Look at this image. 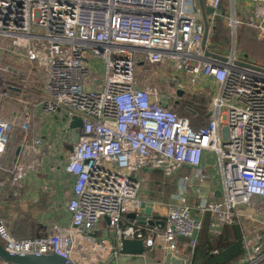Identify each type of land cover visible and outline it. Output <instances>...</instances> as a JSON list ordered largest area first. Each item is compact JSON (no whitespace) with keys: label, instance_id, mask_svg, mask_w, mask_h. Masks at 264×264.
I'll return each instance as SVG.
<instances>
[{"label":"built area","instance_id":"2783aa9c","mask_svg":"<svg viewBox=\"0 0 264 264\" xmlns=\"http://www.w3.org/2000/svg\"><path fill=\"white\" fill-rule=\"evenodd\" d=\"M222 1L204 0L214 14ZM250 3L241 21L232 0L230 24L235 30L246 23L264 39V0ZM198 5L199 0H0V207L19 194L14 189L20 187L19 163L27 150L42 144L40 137L30 136L34 110L41 108L67 128L76 117L82 119L80 138L64 167L75 178L67 205L70 224L17 239L0 216L7 250L55 253L67 264H91L95 256L118 252L95 236L107 217L118 238L143 239L148 248L161 245L177 252L181 239L197 245L209 213L213 236L227 225L242 226L239 264L264 263V68L239 62L235 49L231 55L211 50ZM89 56L104 64L100 78ZM13 63L30 67L20 70ZM32 67L41 75V89L32 88ZM200 75L211 77L217 91L209 122L195 128L171 104L179 92L194 95ZM183 77L187 83L172 84ZM8 102L25 109L4 116ZM206 151L217 156L220 199L200 197L196 215L185 175L167 203L165 220L152 213L154 224L124 222L130 207L139 210L144 201L139 197L142 170L169 176L189 165L198 168L202 183Z\"/></svg>","mask_w":264,"mask_h":264},{"label":"crops","instance_id":"0c3cea01","mask_svg":"<svg viewBox=\"0 0 264 264\" xmlns=\"http://www.w3.org/2000/svg\"><path fill=\"white\" fill-rule=\"evenodd\" d=\"M229 2L232 6L233 15L232 0H223L221 6L216 10V14L206 10V18L200 2L197 7L199 19L205 24L209 32L206 37V44L211 50L223 55H231L232 49L229 52L228 49L219 47L215 38L219 35L222 40H224L223 37L225 39L229 38L230 27H232L230 18L232 15H228L224 11H219L220 8L224 7ZM245 6L246 4L244 5L242 3V11H237L236 9L237 13L235 16L241 21H245L247 16ZM239 25L247 26L248 24L240 23ZM248 27L257 32L255 28L249 25ZM234 49L237 51L236 46H234L233 50ZM261 57L264 62V57ZM90 61L96 66L100 64L99 61L93 58H90ZM13 67L28 71L30 66L13 63ZM163 77H165V75H163ZM31 79L32 88L41 89V75L37 72L35 67L31 68ZM160 79L161 81H165L164 78ZM153 80L154 78H151L150 81ZM179 81L187 83L188 78H177L172 84L175 85V83ZM147 83L148 82H144L142 85H148ZM207 85L216 87L217 91V86L211 77L200 75L197 85L195 86V94L186 96L182 92H179L178 98L173 101L171 108L175 110L183 98L190 97L191 100V98L195 96L198 97L197 99H199V96L204 97V95H207L204 90ZM216 91L213 92V95ZM213 95L210 96L213 97ZM196 102L198 101H195V99L192 103L189 101L188 104L185 105L187 108L183 106L182 112L183 115L190 118L191 124L195 128L207 124L211 116L209 107L211 102L207 104H203L206 102L196 104ZM8 103L10 104L5 106L4 110L1 112L4 116L12 112L19 115L20 112L25 109L24 104L17 102ZM78 132L79 129L72 128L71 126L67 128L62 120L46 114L41 108L34 110L30 136L32 138L40 137L43 140L42 144L37 145V147H29L31 149L27 150L28 156L22 158V162L19 163L20 169H18L19 173L17 176L19 178L20 187L14 189V191L18 190L19 194L11 196L7 204L0 207V216L4 217L7 221L9 230L15 238L24 239L45 235L54 226H68L70 224L71 215L67 209V205L73 196V183L75 178L73 175L66 172L64 167L74 150ZM16 133L17 139L21 142L23 140L22 132L17 131ZM197 171H199L198 168L184 165L176 173L169 176L165 175L163 171L159 169L142 170L139 173V177L142 181L139 197L144 201L152 203L154 208L152 217L154 219L158 221L166 219L167 203L171 196L180 189L181 178L185 175L190 176L188 182V200L193 206V211L196 215H199V212L194 206L200 197L211 199H220L222 197L223 187L220 180L217 156L214 152L206 151L204 153L202 171L207 175L204 182L200 183L198 181L196 177ZM4 176H7V173H4ZM136 210V206H131L129 212L124 214V222L132 221L131 217H129V213ZM251 214L254 215V213ZM209 220L210 214L206 213L204 216V225L198 235V243L195 247H192L188 240L184 238L180 241L178 251L173 252L179 259H184L185 264H191L192 260L194 264H207V259L209 258L206 254L205 242L206 238L209 236L213 237L209 232ZM234 225L240 224L227 225L224 231L227 227L230 229V227ZM95 236L100 240L104 238L107 239L112 245L118 247V252L109 256L99 255L94 257L90 260L91 264H166L168 250L164 247L161 249V245H157L154 248L146 247L142 255L134 256L122 254L116 243L117 234L110 226L108 218L100 220ZM198 244L200 251L197 255L196 251ZM211 253L212 255H218L219 251L218 249H214ZM236 262V264H239V259ZM0 264L8 263L0 260ZM169 264H177V262L172 261Z\"/></svg>","mask_w":264,"mask_h":264},{"label":"water","instance_id":"95a60500","mask_svg":"<svg viewBox=\"0 0 264 264\" xmlns=\"http://www.w3.org/2000/svg\"><path fill=\"white\" fill-rule=\"evenodd\" d=\"M201 8L204 12V16L206 18V10L209 12H214L215 9L211 6L205 5L204 0H199ZM208 28H206V33L204 36V40L207 37ZM164 106H167L168 103L164 102ZM71 127L75 129H79L77 133V139L79 140L81 135V127H82V119L80 117H76L74 121L71 123ZM20 151V148L17 149V153ZM153 213V205L150 202L143 201L140 204L139 210L129 213V217L132 220H137L139 223L145 224H154L155 220L150 216ZM116 243L119 246L120 252L122 254L128 255H142L146 250V244L143 239L138 238H126L124 236L116 239ZM148 248V247H147ZM162 249L163 247L160 246ZM149 250V249H148ZM0 260L9 264H67V261L64 257L58 254H39V253H30V254H19L13 253L7 250L0 239ZM176 261L177 264H185L184 259L178 258L173 254V251L168 250L166 255V264ZM191 264H194V261H191Z\"/></svg>","mask_w":264,"mask_h":264},{"label":"rangeland","instance_id":"374dc122","mask_svg":"<svg viewBox=\"0 0 264 264\" xmlns=\"http://www.w3.org/2000/svg\"><path fill=\"white\" fill-rule=\"evenodd\" d=\"M249 2L250 0H236L237 11L239 10L242 11L241 9L242 3L244 5L246 4L245 6L246 10L251 9L252 3H249ZM219 11H224L226 14L232 15V6L230 2L226 4L224 7L220 8ZM223 39L224 40H222L220 35L215 38L218 46L228 49L229 52L231 51V49L233 51L234 46H236V49H237L236 52L238 55L239 62L246 63V61H248L249 64L251 65L264 68V62L261 57V56L264 57V39H260L258 37L257 32L254 29H251L250 27H248V25L247 26L238 25L237 28L234 30L232 26L230 27L229 38L225 39L223 37ZM6 43H7V40H5L4 44ZM99 62L100 64H97V68H95L94 70L95 75L98 76V78H100V76L102 75L104 71V66H103L104 64L101 61ZM204 90L207 93V95H204V97L198 95L199 99H197L198 98L197 96H195L194 98H191V100H190V97L183 98L175 110H177L179 114H182L183 106L188 104L189 101H191L192 103L194 99L195 101L197 100L199 102V103L196 102V104H200V102H206L203 104H207L211 102L212 96L210 95H213V92L216 91V87L207 85L204 88Z\"/></svg>","mask_w":264,"mask_h":264},{"label":"trees","instance_id":"16d2710c","mask_svg":"<svg viewBox=\"0 0 264 264\" xmlns=\"http://www.w3.org/2000/svg\"><path fill=\"white\" fill-rule=\"evenodd\" d=\"M242 236L243 231L241 226L234 225L230 229L227 227L224 232L216 237L209 236L206 238L205 250L209 258L207 259V264H236V261L244 254ZM214 249H218V255H212L211 251ZM199 251L198 244L197 255Z\"/></svg>","mask_w":264,"mask_h":264},{"label":"bare ground","instance_id":"6f19581e","mask_svg":"<svg viewBox=\"0 0 264 264\" xmlns=\"http://www.w3.org/2000/svg\"><path fill=\"white\" fill-rule=\"evenodd\" d=\"M87 245H89V244H87ZM89 246H90V245H89ZM87 250H88V252H89V256H90V254L92 253L93 249H92L91 247H89V248H87ZM95 257H97V256H95Z\"/></svg>","mask_w":264,"mask_h":264}]
</instances>
